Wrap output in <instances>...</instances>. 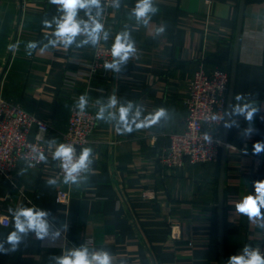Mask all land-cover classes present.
<instances>
[{"label": "crops", "instance_id": "crops-1", "mask_svg": "<svg viewBox=\"0 0 264 264\" xmlns=\"http://www.w3.org/2000/svg\"><path fill=\"white\" fill-rule=\"evenodd\" d=\"M240 1L214 0L207 6L204 0H150L152 11L138 19L134 10L139 0H119L103 19L96 44L83 43L89 38L81 33L65 48L55 36L64 15L60 5L0 0V97L48 122L51 147L58 146L70 107L81 96L85 107L101 116L82 148L91 152L68 204L55 201L52 155L40 166L19 162L15 187L0 180V216L9 217L8 225L0 223V264H57L55 257L81 248L89 256L93 249L102 250L110 264H220L221 151L215 161L186 162L177 169L161 166L159 156L168 135L184 129L187 82L194 71L220 68L230 76ZM85 11L77 10L78 20L89 19ZM96 12L93 7L92 16ZM101 14L102 9L99 21ZM124 32L135 51L118 65L119 71L80 78L86 71L81 63L90 60L93 48L112 46ZM121 108L127 109L131 131L120 119ZM161 109L164 115L153 123ZM252 109L256 112L248 120ZM225 130L224 119L218 134L226 137L223 208L229 264L232 255L246 257L252 249L264 248V207L261 216L251 219L236 211L244 196L256 192L255 182L264 180L259 161L264 150L253 154L254 144L264 143V0H245L243 6ZM33 134L31 130L29 137ZM27 207L46 213L41 219L49 234L43 239L34 230L17 231L15 217ZM172 222L178 224L175 239ZM14 231L20 237L15 251L8 242ZM86 237L93 239V248L84 246Z\"/></svg>", "mask_w": 264, "mask_h": 264}, {"label": "built area", "instance_id": "built-area-1", "mask_svg": "<svg viewBox=\"0 0 264 264\" xmlns=\"http://www.w3.org/2000/svg\"><path fill=\"white\" fill-rule=\"evenodd\" d=\"M204 1L207 6H210L214 0ZM118 3L119 0H100L101 23L108 12ZM111 49L110 45L97 44L93 48L90 60L81 63L86 68L85 73L82 72L78 76L89 80L94 75L105 74L109 71L110 69H104V62L112 63L115 59L111 55ZM229 80V73L220 68L206 70L199 67L194 71L187 82V97L184 101L186 110L184 129L179 132H171L168 135V143L159 156L161 166L177 169L186 162L196 164L218 159L223 146V140L218 132L225 119ZM97 117L96 112L88 110L85 106L81 109L80 103L72 104L66 129L61 134V140L57 147H51L49 142L51 126L48 122L25 110L19 103L0 97V180L15 187L14 171L19 162L40 166L46 156L54 157V153L61 143L74 149L72 162H77L82 148L88 143L90 136L97 128ZM31 130H34L32 138L29 137ZM259 161L264 166V152ZM62 165V158H54V171L57 178L55 201L59 204H68L72 186L82 177L86 166L73 173L75 182L71 179L65 182L67 173ZM253 195H259V193L254 192ZM143 196L149 197L147 193H144ZM0 223L8 225L9 217L1 215ZM176 227H178L177 222H172L170 225L172 239L179 236L175 231ZM84 246L93 248V239L86 237ZM253 252L264 257V248H254L246 255L245 259H248ZM95 255L102 256L104 252L93 249L89 259ZM95 262L93 261V263Z\"/></svg>", "mask_w": 264, "mask_h": 264}, {"label": "clouds", "instance_id": "clouds-1", "mask_svg": "<svg viewBox=\"0 0 264 264\" xmlns=\"http://www.w3.org/2000/svg\"><path fill=\"white\" fill-rule=\"evenodd\" d=\"M50 3L55 5H60L63 11V17L57 21V27L55 30V36L58 41L63 43L64 47L67 48L71 45L75 38L81 34L85 33L88 36V40L83 41V43H88L89 40L92 44H96L100 39V33L104 31L103 24L96 18L100 15L101 5L100 0H50ZM95 7L97 9L96 17L92 16L91 9ZM84 9L85 14L88 15V20H78L77 10ZM149 11H152L150 0H139L134 10L135 16L139 19L147 15ZM46 26L51 25L45 21ZM104 38L107 39V33H104ZM55 44L56 42H51ZM30 47H35L33 43H30ZM133 42L130 41V34L128 32L118 33L115 37V42L112 45L111 55L113 58L119 57V61L113 59L112 63L104 62V69H112L113 71H119L118 65L120 63L126 62L129 59L130 53L134 52ZM85 99L83 96L80 98V108L83 109L85 106ZM115 103V101H113ZM242 112L243 109H240ZM256 109H252L247 112L246 119L251 120ZM164 115V110L161 109L156 116L153 118V123L159 119L160 116ZM98 119L101 116L98 114ZM120 119L126 125L127 131H131L130 125L127 123V109H120ZM143 124H137V128L144 127ZM119 134V129L117 130ZM264 150V143L257 142L254 144L253 154H258ZM74 149L71 146H67L63 143L59 145L54 153V158H62L63 168L66 170L65 182L71 179L75 182V177L73 173L78 172L81 168L86 166V161L88 160L89 154L91 152L90 148L82 149L81 155L77 162H72ZM246 154V153H245ZM255 191L259 195H247L244 196L242 201L236 205V211L241 214L247 215L249 219L257 216H261L260 208L264 207V180L255 182ZM36 207V206H35ZM44 211L34 212L32 207H27L22 209L15 217L16 219V229L18 232L23 233L26 230H34L36 232L37 239H43L48 235V224L41 219L45 216ZM26 218L25 221H21L20 217ZM55 235H59L56 232ZM8 242L13 245V251L16 250L15 246L20 242V237L17 232L14 231L8 236ZM246 246V245H245ZM57 264H93V261L98 262V264H110V258L107 253L104 255H95L89 259V255L86 248L77 249L72 251L69 255H61L55 257ZM229 264H264V257L260 256L258 253H251L248 259L244 256L232 255Z\"/></svg>", "mask_w": 264, "mask_h": 264}, {"label": "water", "instance_id": "water-1", "mask_svg": "<svg viewBox=\"0 0 264 264\" xmlns=\"http://www.w3.org/2000/svg\"><path fill=\"white\" fill-rule=\"evenodd\" d=\"M244 3L245 0L240 1V7L238 12L237 28L235 34L234 50H233V61H232V68H231L230 80H229V92H228L227 104H226V114H225L226 130L228 127L229 115H230L232 88H233V81L235 76L236 57H237L239 37L241 32V21H242ZM225 148H226V137L224 135L223 146L221 148L220 173H219L218 189H217V223H218V247H219L220 264H225L224 208H223L224 171H225V153H226Z\"/></svg>", "mask_w": 264, "mask_h": 264}]
</instances>
